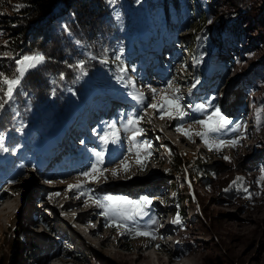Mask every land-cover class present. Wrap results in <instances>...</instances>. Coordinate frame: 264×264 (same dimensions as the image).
<instances>
[{
    "label": "rangeland",
    "instance_id": "obj_1",
    "mask_svg": "<svg viewBox=\"0 0 264 264\" xmlns=\"http://www.w3.org/2000/svg\"><path fill=\"white\" fill-rule=\"evenodd\" d=\"M244 3L249 11L236 20L241 25L239 48L221 53L223 72L210 70L195 85L189 57L196 31L187 30L180 35L188 45L183 57L182 49L154 52L139 78H130V91L117 99L118 113L110 110L81 130L73 146L62 140L66 129L59 132L55 140L70 157L78 143L88 152L45 174L57 188L44 187L42 170L28 166L46 149L37 145L1 155L14 163L23 157L25 165L0 187V197L8 199L0 206V264H264V205L245 212L260 199L255 185H264V0ZM5 4L14 6L13 0H0V6ZM203 5L213 23L221 9ZM255 36L259 45L250 53L242 50ZM42 62V56L26 54L19 71L34 70ZM255 130H260L257 135ZM128 140L133 141L132 153L122 151ZM165 146L181 161L178 185L169 176L176 162ZM193 163L201 165L206 180L191 179ZM6 169L2 177L10 173ZM174 185L186 223L184 231L169 234L179 243L172 254L164 245L154 246L158 230L151 223L155 217L168 221L165 204L173 203L169 195L175 197ZM43 188L54 191L45 195ZM261 198L264 202V194ZM48 214L55 220L53 230L46 231ZM137 218L143 225L138 230ZM55 232L74 240L83 255L77 259L63 249L55 254L62 247L48 235ZM42 246L48 249L40 253ZM55 255L57 260H51Z\"/></svg>",
    "mask_w": 264,
    "mask_h": 264
},
{
    "label": "trees",
    "instance_id": "obj_2",
    "mask_svg": "<svg viewBox=\"0 0 264 264\" xmlns=\"http://www.w3.org/2000/svg\"><path fill=\"white\" fill-rule=\"evenodd\" d=\"M13 3L14 6H0V162L4 161V165L0 163V181L11 180L16 174L14 169L18 167L19 172L24 165L23 157L19 162L14 159V163L11 157L1 159L2 154L15 150L23 153L36 145L44 147L46 139L63 126L74 132L91 128L101 120L114 98L129 91L130 78H139L155 49L171 46L179 50L188 46L180 36L187 30L196 31L193 44L199 74L196 83L207 71L220 72L224 62L221 53L239 48L241 25L236 21L237 15L249 11L244 0H13ZM203 3L221 9V15L213 23H209L211 14L203 13ZM233 9L237 11L232 12ZM142 34L146 35L145 43L140 39ZM220 38L225 42L223 45L218 44ZM253 45H259L257 36L244 43L242 50L250 53ZM26 54L40 55L43 62L34 70L20 73L19 61ZM12 81L16 84L9 87ZM259 131L255 130V135ZM73 136L68 134L67 138L73 140ZM166 149L176 162L169 176H176L178 185L182 183L181 161L167 146ZM7 160L16 167L2 177L8 172ZM31 164L34 166L36 162ZM189 169L191 179H207L201 165L193 163ZM177 185H174L175 211L180 203ZM254 189L255 198L260 199H254L246 213L264 205L261 198L264 185H255ZM184 226L180 225L183 231Z\"/></svg>",
    "mask_w": 264,
    "mask_h": 264
},
{
    "label": "bare ground",
    "instance_id": "obj_3",
    "mask_svg": "<svg viewBox=\"0 0 264 264\" xmlns=\"http://www.w3.org/2000/svg\"><path fill=\"white\" fill-rule=\"evenodd\" d=\"M53 186V185H52ZM51 185L50 186H48V187H52ZM8 203V199H6V200H4V201H2V204L0 205V206H2V205H5V204H7ZM180 228V225L178 226V229ZM178 229H177V231H178ZM52 247V246H51ZM156 248V247H155ZM48 248L46 247V246H42L39 250H40V253L41 252H44V251H46ZM157 249V248H156ZM60 254L61 253V250H60V248L57 250V251H55V254ZM47 258H49V257H47ZM56 258H58L56 255L55 256H53V257H51V260H57ZM174 259V258H173ZM51 260H49V262L51 261ZM171 261H172V259H171ZM171 261H169V263L171 262ZM41 262H45L44 261V259L43 260H41Z\"/></svg>",
    "mask_w": 264,
    "mask_h": 264
}]
</instances>
